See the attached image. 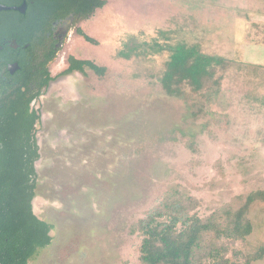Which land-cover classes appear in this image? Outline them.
<instances>
[{"label":"rangeland","instance_id":"1","mask_svg":"<svg viewBox=\"0 0 264 264\" xmlns=\"http://www.w3.org/2000/svg\"><path fill=\"white\" fill-rule=\"evenodd\" d=\"M80 26L97 43L75 34L53 76L70 55L107 70L61 75L41 98L33 209L54 228L30 264H142L132 227L166 193L207 216L264 191V0H107ZM179 42L230 63L207 100L162 87ZM247 215L252 233L226 255L236 262L264 246V197Z\"/></svg>","mask_w":264,"mask_h":264},{"label":"trees","instance_id":"2","mask_svg":"<svg viewBox=\"0 0 264 264\" xmlns=\"http://www.w3.org/2000/svg\"><path fill=\"white\" fill-rule=\"evenodd\" d=\"M61 1L62 13L74 12L78 19L89 18L107 4V0ZM65 4L68 7L64 8ZM78 31L88 42L97 43L82 28ZM229 66L224 57L208 54L195 44L179 42L171 49L160 81L170 96L193 97L192 94H202L207 100L211 92L216 93L221 87L223 75L219 73L220 70ZM86 69L99 75L107 70L106 66L98 65L93 60L70 55L68 67L58 75L48 77L45 87L61 75L74 71L86 74ZM206 91L210 92L207 98ZM29 145L28 160L22 150H9L7 158L11 165L7 171L11 199L9 206L0 199V264H30L29 260L49 246L53 239L50 234L53 225L40 219L33 209L32 198L37 191L34 163L40 157L39 145L33 134ZM23 164L26 165L25 170L16 168ZM26 171L33 175L31 183L28 182L30 176L25 175ZM263 195L264 191H253L236 197L207 216H201L196 198L176 191L166 193L160 203L147 211L132 227V232L141 236L142 264H251L264 255V246L257 254H249L243 262H236L226 255L230 242L244 241L252 233L253 224L247 213Z\"/></svg>","mask_w":264,"mask_h":264},{"label":"flooded vegetation","instance_id":"3","mask_svg":"<svg viewBox=\"0 0 264 264\" xmlns=\"http://www.w3.org/2000/svg\"><path fill=\"white\" fill-rule=\"evenodd\" d=\"M62 2L0 0V199L7 206L11 199L9 150H22L28 160L30 137L33 134L37 139L40 132L41 98L54 80L48 87L45 82L53 76L54 63L67 43L79 34L80 23L88 19H78L74 12L62 13ZM38 160L34 163L37 187ZM16 168L25 170L26 165ZM25 175L31 183L33 175L27 171ZM36 196L37 192L32 204Z\"/></svg>","mask_w":264,"mask_h":264}]
</instances>
